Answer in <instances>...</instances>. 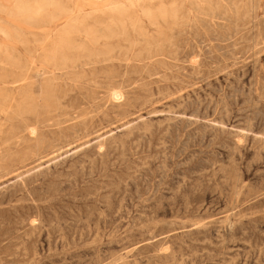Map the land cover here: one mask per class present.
I'll return each instance as SVG.
<instances>
[{
    "label": "rangeland",
    "instance_id": "1",
    "mask_svg": "<svg viewBox=\"0 0 264 264\" xmlns=\"http://www.w3.org/2000/svg\"><path fill=\"white\" fill-rule=\"evenodd\" d=\"M0 264H264V0H0Z\"/></svg>",
    "mask_w": 264,
    "mask_h": 264
},
{
    "label": "bare ground",
    "instance_id": "2",
    "mask_svg": "<svg viewBox=\"0 0 264 264\" xmlns=\"http://www.w3.org/2000/svg\"><path fill=\"white\" fill-rule=\"evenodd\" d=\"M50 1H51V0H50ZM55 1H56V0H55ZM48 2H49V1H48ZM71 2H72V1H71ZM19 3H20V2H19ZM54 3H55V2H54ZM92 3H93V1H92ZM45 4H46V3H45ZM56 4H57V3H56ZM121 4H122V3H121ZM47 5H48V4H47ZM51 5H52V4H51ZM104 5H105V4H104ZM2 7H3V6H2ZM48 7H49V6H48ZM59 8H60V7H59ZM74 8H75V7H74ZM103 8H104V7H103ZM126 8H127V7H126ZM61 9H62V8H61ZM106 9H107V8H106ZM95 10H96V9H95ZM61 11L63 12V10H61ZM112 11H113V10H112ZM55 12H56V11H55ZM65 12H66V11H65ZM67 12H68V11H67ZM93 12H94V11H93ZM144 12H145V11H144ZM9 13H10V12H9ZM11 13H12V12H11ZM15 13H16V12H15ZM15 13H14V14H15ZM22 13H23V12H22ZM22 13H21V14H22ZM69 13H70V12H69ZM73 13H74V12H73ZM110 13H111V12H110ZM147 13H148V12H147ZM16 14H17V13H16ZM78 14H79V13H78ZM94 14H95V13H94ZM113 14H114V13H113ZM125 14H126V13H125ZM143 14H144V13H143ZM149 15H150V13H149ZM149 15L147 14V16H149ZM82 16H83V15H82ZM85 16H86V15H85ZM145 16H146V15H145ZM54 17H55V16H54ZM61 17H62V16H61ZM150 17H151V16H150ZM58 18H59V16H58ZM68 18H70V17H68ZM66 19H67V18H66ZM119 19H120V18H119ZM121 20H122V19H121ZM94 21H95V20H94ZM110 21H111V20H110ZM53 22H55V21L53 20ZM69 22H70V21H69ZM76 22H77V21H76ZM83 22H84V21H83ZM93 23H94V22H93ZM77 24H78V23H77ZM66 25H68V24H66ZM107 25H108V24H107ZM109 25H110V24H109ZM157 25H158V24H157ZM78 26H79V25H78ZM122 26H123V25H122ZM110 27H111V26H110ZM87 28H88V27H87ZM121 28H122V27H121ZM79 29H80V28H79ZM107 29H108V28H107ZM110 29H111V28H110ZM123 29H124V28H123ZM55 30H56V29H55ZM83 30H84V29H83ZM89 30H90V29H89ZM95 30H96V29H95ZM121 30H122V29H121ZM2 32H3V31H2ZM50 32H51V31H50ZM67 32H68V31H67ZM67 32H66V33H67ZM107 32H108V31H107ZM111 32L113 33L114 31L111 30V31H110V34H111ZM117 32H118V31H117ZM117 32H116V33H117ZM123 32H124V31H123ZM47 33H48V32H47ZM95 33H97V32H95ZM100 33H102V32H100ZM103 33H104V32H103ZM114 33H115V32H114ZM114 33H113V34H114ZM118 33H119L120 35H122L120 32H118ZM118 33H117V34H118ZM108 34H109V32H108ZM117 34H116V35H117ZM124 34H126V33L124 32ZM139 34H140V33H139ZM5 35H6V33H5ZM54 35H55V34H54ZM66 35H69V34H66ZM87 35H88V34L86 33V36H87ZM114 35H115V34H114ZM116 35H115V36H116ZM120 35H119V36H120ZM88 36H89V35H88ZM119 36H118V37H119ZM122 36H123V35H122ZM102 37H103V36H102ZM100 38H101V37H100ZM104 38H105V37H104ZM106 38H107V37H106ZM63 42H64V41H63ZM70 42H71V41H70ZM67 43H68V42H67ZM67 43H66V44H67ZM79 43H80V42H79ZM80 45H81V44H80ZM75 46H76V45H75ZM80 48H81V47H80ZM54 53H55V52H54ZM61 59H64V58H61ZM67 61H68V60H67ZM67 61H66V62H67ZM66 62H63V61H62V64H63V63H66ZM59 64H60V63H59ZM115 93H116V92H115ZM117 114H118V113H117Z\"/></svg>",
    "mask_w": 264,
    "mask_h": 264
}]
</instances>
